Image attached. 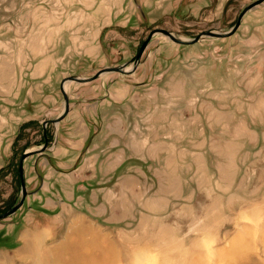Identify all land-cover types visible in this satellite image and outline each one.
<instances>
[{
  "label": "rangeland",
  "instance_id": "obj_1",
  "mask_svg": "<svg viewBox=\"0 0 264 264\" xmlns=\"http://www.w3.org/2000/svg\"><path fill=\"white\" fill-rule=\"evenodd\" d=\"M252 1L172 0L170 12L153 15L150 8L147 16L131 6L124 17L130 15V22L97 33L88 0H77L80 8L74 0H0V40L16 41L18 51L26 43L33 45L34 55L42 52L49 59L44 78H32L34 91L27 96L32 117L0 173V210L20 196L14 170L21 151L39 147L46 138L51 148L65 125H43L63 109L60 80L129 62L125 73L107 71L85 82L65 81L69 101L103 91L118 98L128 91L126 100L143 101L147 115H162L147 122L193 127L192 153L175 148L172 155L185 160L186 174L173 183V190L158 192L149 201L155 208L145 218L138 221L136 214L128 223L104 225L110 231L106 256L94 255L87 262L73 258H81L78 264H264V1L247 9L231 34L182 44L155 32L134 59L152 28H165L183 39L202 30L227 32ZM34 155L24 160L27 172ZM24 208L0 223L15 220ZM2 229L0 224L1 244L11 242ZM66 242L46 240L43 264H64L61 246ZM37 262L30 264H42Z\"/></svg>",
  "mask_w": 264,
  "mask_h": 264
},
{
  "label": "crops",
  "instance_id": "obj_2",
  "mask_svg": "<svg viewBox=\"0 0 264 264\" xmlns=\"http://www.w3.org/2000/svg\"><path fill=\"white\" fill-rule=\"evenodd\" d=\"M88 1L97 33L130 22V15L124 17L131 6L146 16L150 8L155 10L153 15L174 9L172 0ZM74 2L81 7L80 2ZM17 45L16 41L0 40V168L12 153L19 125L32 117L27 105L28 91L29 96L34 91L32 78L43 79L49 64L46 54L34 55L37 49L33 45L26 43L21 52ZM44 84L39 87L41 91ZM113 95L103 91L102 95L93 93L80 101H69V110L58 121L65 125L53 146L33 154L31 171L27 172L24 164L26 188L34 186L27 188L22 204L25 208L16 219L0 223L11 237V242H0V264H30L38 259L43 264L46 240L54 237L58 242L67 239L61 246L64 264L80 263L81 258L75 256L84 257L83 262L94 255L106 256L110 231L104 225L128 223L136 214L140 221L147 210L155 208L149 201L158 192L171 191L174 182H181L186 174L185 160L172 154L175 148L192 153L193 127L147 122L161 120L162 115H147L143 101L126 100L128 91L121 93L123 102H119L123 97ZM157 156L160 158L155 159ZM148 184L153 188H147ZM20 208L12 214H18Z\"/></svg>",
  "mask_w": 264,
  "mask_h": 264
},
{
  "label": "water",
  "instance_id": "obj_3",
  "mask_svg": "<svg viewBox=\"0 0 264 264\" xmlns=\"http://www.w3.org/2000/svg\"><path fill=\"white\" fill-rule=\"evenodd\" d=\"M264 0H253L252 2L248 3L238 14L237 19L234 23V25L232 26V28L227 31V32H217V31H213V30H202L200 31L197 35H195L194 37H192L191 39H183V38H179L177 36H175L171 31L165 29V28H159V27H155L152 28L151 30H149L148 34L146 35V37L144 38V40L142 41L139 49L137 50L134 59H138L144 49V47L146 46L149 38L151 37V35L155 32H160L164 35H166L169 39H171L172 41L176 42V43H182V44H190L193 42H196L197 40H199V38L203 37V36H226L228 34H231L234 32V30L237 28V26L239 25L240 19L242 17V15L245 13V11L253 6H255L256 4L262 2ZM129 63V62H128ZM127 62L122 63L118 66H105L102 68L97 69L94 73H92L90 76L87 77H80V76H75V75H69L66 77H63L60 82H59V89L60 92L63 95V99H64V103H63V109L62 111L59 113V115H57L54 118H49V119H45L43 120V125H45L47 122H53V123H57L60 119H62L65 114L67 113V111L69 110V96L67 95L66 91L63 88V83L65 81H76V82H85V81H89L94 79L95 77H97L99 74L103 73V72H120V73H125L127 72V70H125V66L128 64ZM135 65H133L132 68H134ZM47 149V141L44 140V142L39 145V147L37 148H33V149H26L24 150L20 157H19V161H18V176L20 179V196L19 198L10 206H8L3 212L0 213V220L8 217L9 215H11L12 213H14L18 208H20L24 202V199L26 197V195L28 194L27 188H26V183H25V176H24V159L26 157H28L29 155H33V154H37L40 153L44 150Z\"/></svg>",
  "mask_w": 264,
  "mask_h": 264
},
{
  "label": "trees",
  "instance_id": "obj_4",
  "mask_svg": "<svg viewBox=\"0 0 264 264\" xmlns=\"http://www.w3.org/2000/svg\"><path fill=\"white\" fill-rule=\"evenodd\" d=\"M25 124H26V121L22 122L19 125L18 132H17V134H16V136H15V138L13 140V143H12V153L10 155L11 158H13V155H14L13 153H14V150L16 148V143H17L18 140H20V134H21V131L24 128ZM46 139L48 141V138H46ZM42 142H44V140ZM21 153H22V151H21ZM21 153H20V155H21ZM20 155H19V157H20ZM10 157L6 160L5 164L0 168V173L6 169V166H7L8 162H9V160L11 159ZM19 157H18V159H19ZM14 173H15V176H16V181H17L16 183L19 185L20 184V179H19V176H18V163L16 164V169L14 170ZM15 199H17V197L14 198V200L10 201V203L7 206H5L2 210H0V213L3 212L9 205H11L13 203V201H15Z\"/></svg>",
  "mask_w": 264,
  "mask_h": 264
},
{
  "label": "bare ground",
  "instance_id": "obj_5",
  "mask_svg": "<svg viewBox=\"0 0 264 264\" xmlns=\"http://www.w3.org/2000/svg\"><path fill=\"white\" fill-rule=\"evenodd\" d=\"M125 70H128V69H127V65L125 66ZM64 88H65V86H64ZM69 107H70V105H69Z\"/></svg>",
  "mask_w": 264,
  "mask_h": 264
}]
</instances>
